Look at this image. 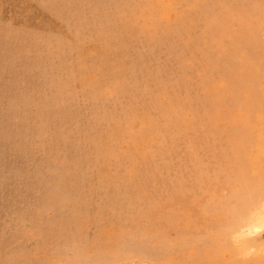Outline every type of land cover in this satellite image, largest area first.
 I'll return each instance as SVG.
<instances>
[{
	"label": "rangeland",
	"instance_id": "374dc122",
	"mask_svg": "<svg viewBox=\"0 0 264 264\" xmlns=\"http://www.w3.org/2000/svg\"><path fill=\"white\" fill-rule=\"evenodd\" d=\"M0 264H264V0H0Z\"/></svg>",
	"mask_w": 264,
	"mask_h": 264
},
{
	"label": "bare ground",
	"instance_id": "6f19581e",
	"mask_svg": "<svg viewBox=\"0 0 264 264\" xmlns=\"http://www.w3.org/2000/svg\"><path fill=\"white\" fill-rule=\"evenodd\" d=\"M256 214H257V213H256ZM255 216H256V215H255ZM256 220H257V219H255V221H256ZM255 221H254V222H255ZM256 222H257V221H256ZM256 222L253 224V225H254L253 227H255V226H256ZM250 224H252V223H250Z\"/></svg>",
	"mask_w": 264,
	"mask_h": 264
}]
</instances>
